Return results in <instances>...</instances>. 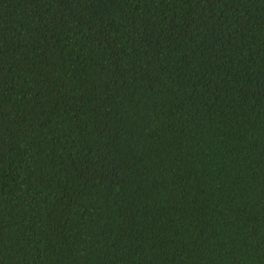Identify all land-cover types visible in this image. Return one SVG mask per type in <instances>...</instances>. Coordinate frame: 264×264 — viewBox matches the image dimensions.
Returning <instances> with one entry per match:
<instances>
[{"label": "trees", "instance_id": "trees-1", "mask_svg": "<svg viewBox=\"0 0 264 264\" xmlns=\"http://www.w3.org/2000/svg\"><path fill=\"white\" fill-rule=\"evenodd\" d=\"M0 264H264V0H0Z\"/></svg>", "mask_w": 264, "mask_h": 264}]
</instances>
